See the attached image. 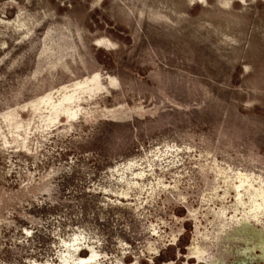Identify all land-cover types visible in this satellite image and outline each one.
I'll use <instances>...</instances> for the list:
<instances>
[{"label": "water", "instance_id": "1", "mask_svg": "<svg viewBox=\"0 0 264 264\" xmlns=\"http://www.w3.org/2000/svg\"><path fill=\"white\" fill-rule=\"evenodd\" d=\"M0 264H264V22L220 0H19Z\"/></svg>", "mask_w": 264, "mask_h": 264}, {"label": "rangeland", "instance_id": "2", "mask_svg": "<svg viewBox=\"0 0 264 264\" xmlns=\"http://www.w3.org/2000/svg\"><path fill=\"white\" fill-rule=\"evenodd\" d=\"M19 0H0V28ZM264 22V0H220Z\"/></svg>", "mask_w": 264, "mask_h": 264}]
</instances>
